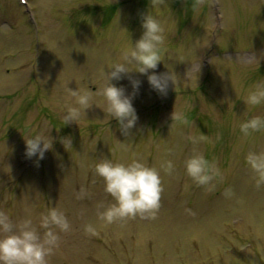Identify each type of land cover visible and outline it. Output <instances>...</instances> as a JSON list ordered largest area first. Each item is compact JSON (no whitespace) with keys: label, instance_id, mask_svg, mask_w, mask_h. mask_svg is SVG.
Segmentation results:
<instances>
[{"label":"rangeland","instance_id":"374dc122","mask_svg":"<svg viewBox=\"0 0 264 264\" xmlns=\"http://www.w3.org/2000/svg\"><path fill=\"white\" fill-rule=\"evenodd\" d=\"M147 11L167 37L164 61L150 72L171 68L177 83L162 96L137 71L113 81L129 93V76L142 81L133 101L139 121L125 137L95 90L142 35ZM260 80L264 0H0V210L16 221L31 217L36 227L53 206L67 214L71 230L48 264H264V185L245 159L264 153V129L240 130L264 117V104L244 101ZM71 90L93 92L94 104L65 124ZM173 112L183 122H172ZM36 133L53 139L38 164L25 156ZM201 134L205 141L190 139ZM194 151L221 171L211 187L186 172ZM134 155L157 168L174 162L171 174L161 168V206L155 219L106 223L98 213L114 200L94 165ZM81 187L90 197L76 198Z\"/></svg>","mask_w":264,"mask_h":264},{"label":"clouds","instance_id":"9594fccd","mask_svg":"<svg viewBox=\"0 0 264 264\" xmlns=\"http://www.w3.org/2000/svg\"><path fill=\"white\" fill-rule=\"evenodd\" d=\"M141 24L142 35L134 43L132 40L121 57L108 65L103 87L98 86L95 90L96 94L104 98L106 103L104 111L118 121L120 131L125 137L133 135L132 130L139 121V114L133 101L140 91L142 81L129 76L132 84L130 93L125 86L113 81H119L126 74L137 71L147 75L151 88L162 96L167 95L170 84L177 83V74L169 67L170 70L166 72H150L157 69L162 60L164 61L162 48L167 38L164 25L151 11L142 14ZM71 95L76 97L75 106L65 104L63 113L65 124L78 123L82 110L85 111L94 104V94L91 91L71 90ZM244 101L252 106L264 104V80L254 84ZM177 121L183 122V117L173 112L172 122ZM262 129L264 117L261 116H252L240 124V130L245 136ZM62 139L65 145L71 142L70 138ZM190 139L197 143L205 141L207 137L201 134L198 138ZM52 147L53 139L49 140L43 134L36 133L26 138L25 156L29 159L36 157L38 164ZM245 159L256 173L257 187L264 185V153L250 152ZM185 167L187 174L200 186L211 187L214 178L221 175L214 162L195 151L185 160ZM161 168L163 172L171 174L174 162L169 159L157 168L141 158H136L135 155L128 162L115 161L108 157L98 159L94 165V172L103 178L104 191L114 200V203L98 213L99 218L109 224L137 216L146 220L155 219L164 190ZM85 197H90V192L81 187L76 198ZM70 230L71 222L67 214L55 206L41 212L39 227L34 225L31 217L16 221L9 212L0 210V264H48V257L59 246L61 233ZM85 231L92 235L97 234L92 224L86 225Z\"/></svg>","mask_w":264,"mask_h":264}]
</instances>
